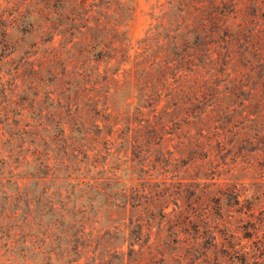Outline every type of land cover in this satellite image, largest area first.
I'll list each match as a JSON object with an SVG mask.
<instances>
[{"label": "rangeland", "instance_id": "374dc122", "mask_svg": "<svg viewBox=\"0 0 264 264\" xmlns=\"http://www.w3.org/2000/svg\"><path fill=\"white\" fill-rule=\"evenodd\" d=\"M0 264H264V0H0Z\"/></svg>", "mask_w": 264, "mask_h": 264}]
</instances>
